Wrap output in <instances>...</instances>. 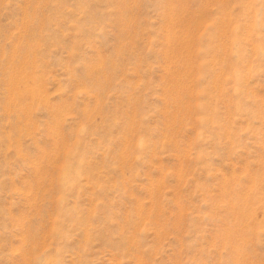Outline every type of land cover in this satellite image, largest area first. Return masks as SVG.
<instances>
[{"label":"rangeland","instance_id":"374dc122","mask_svg":"<svg viewBox=\"0 0 264 264\" xmlns=\"http://www.w3.org/2000/svg\"><path fill=\"white\" fill-rule=\"evenodd\" d=\"M0 264H264V0H0Z\"/></svg>","mask_w":264,"mask_h":264},{"label":"bare ground","instance_id":"6f19581e","mask_svg":"<svg viewBox=\"0 0 264 264\" xmlns=\"http://www.w3.org/2000/svg\"><path fill=\"white\" fill-rule=\"evenodd\" d=\"M179 63V62H178Z\"/></svg>","mask_w":264,"mask_h":264}]
</instances>
